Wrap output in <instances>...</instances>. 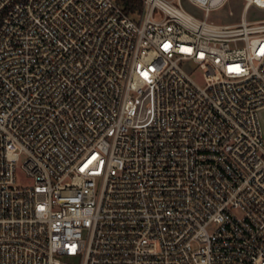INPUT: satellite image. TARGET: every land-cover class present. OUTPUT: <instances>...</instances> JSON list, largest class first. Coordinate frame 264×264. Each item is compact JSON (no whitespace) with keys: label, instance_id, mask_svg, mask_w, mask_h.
I'll list each match as a JSON object with an SVG mask.
<instances>
[{"label":"built area","instance_id":"built-area-1","mask_svg":"<svg viewBox=\"0 0 264 264\" xmlns=\"http://www.w3.org/2000/svg\"><path fill=\"white\" fill-rule=\"evenodd\" d=\"M141 1L0 0V264H264V0Z\"/></svg>","mask_w":264,"mask_h":264},{"label":"rangeland","instance_id":"rangeland-1","mask_svg":"<svg viewBox=\"0 0 264 264\" xmlns=\"http://www.w3.org/2000/svg\"><path fill=\"white\" fill-rule=\"evenodd\" d=\"M176 1V0H175ZM184 8L194 14L198 18H203V12L193 6L189 0H181ZM243 12V1L242 0H229V2L222 8L212 12L210 21L219 25H234L241 21ZM137 14V13H135ZM246 19L249 22L262 21L264 20V8L259 6L251 7L246 13ZM155 19H161L159 13L155 14ZM185 70L189 72L192 78L200 85L204 84L203 72L194 65L192 62L183 64ZM151 118L150 101L145 99L140 107L138 117L135 121L136 125H144L149 122ZM17 184L20 186L29 185L32 183L31 178L27 177L25 172L20 168L17 170Z\"/></svg>","mask_w":264,"mask_h":264},{"label":"trees","instance_id":"trees-1","mask_svg":"<svg viewBox=\"0 0 264 264\" xmlns=\"http://www.w3.org/2000/svg\"><path fill=\"white\" fill-rule=\"evenodd\" d=\"M121 2L129 15L142 12L143 3L141 0H121Z\"/></svg>","mask_w":264,"mask_h":264},{"label":"snow or ice","instance_id":"snow-or-ice-1","mask_svg":"<svg viewBox=\"0 0 264 264\" xmlns=\"http://www.w3.org/2000/svg\"><path fill=\"white\" fill-rule=\"evenodd\" d=\"M165 47L167 48L168 46L166 45ZM185 51H190V50H185ZM259 54H264V49H262L261 53H259ZM232 70H234V69H230V71H232ZM235 70H239V69L237 68ZM144 75H145V78H147V75L146 74H144Z\"/></svg>","mask_w":264,"mask_h":264}]
</instances>
